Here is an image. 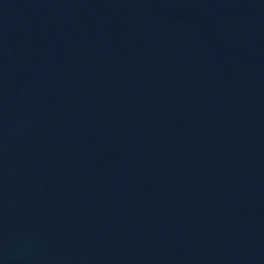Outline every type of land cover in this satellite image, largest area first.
I'll return each mask as SVG.
<instances>
[{
  "label": "water",
  "instance_id": "1",
  "mask_svg": "<svg viewBox=\"0 0 264 264\" xmlns=\"http://www.w3.org/2000/svg\"><path fill=\"white\" fill-rule=\"evenodd\" d=\"M0 264H264V0H0Z\"/></svg>",
  "mask_w": 264,
  "mask_h": 264
}]
</instances>
